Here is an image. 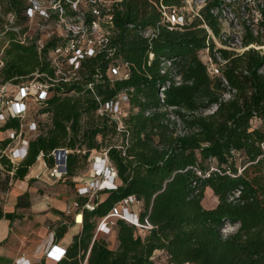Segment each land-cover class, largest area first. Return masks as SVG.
Masks as SVG:
<instances>
[{
  "label": "trees",
  "instance_id": "trees-1",
  "mask_svg": "<svg viewBox=\"0 0 264 264\" xmlns=\"http://www.w3.org/2000/svg\"><path fill=\"white\" fill-rule=\"evenodd\" d=\"M221 2H209L191 24L185 17L184 26H172L162 15L163 7L181 9L183 0L115 2L108 49L84 61L82 80L60 84L38 111L48 118L30 141L28 157L17 165L0 158V221L18 217L3 210L1 196L13 181L25 179L40 158L53 167V152L68 150L69 181L85 173L95 153H106L117 171V188L99 191L90 201L92 208L85 207L89 197L76 196V212L63 215L53 227L55 242L76 224L77 214L82 230L56 264H156L157 251L165 252L170 264H264V1L256 6L257 30L243 27L244 51L216 44L222 28L213 11ZM62 4L68 8L66 0ZM27 8L28 0H0V25L8 14L16 25L26 22ZM9 34L0 84L27 82L38 71L51 73L46 55L54 42L40 55L34 45ZM203 51L215 63L217 56L223 61L222 77L209 76ZM165 61L175 72L162 73ZM119 63L128 64L129 76L112 81L106 73ZM123 92L130 108L120 128L98 110ZM254 120L262 126H253ZM18 126L17 120L8 121L0 131ZM10 144V139L0 141V150ZM207 189L218 199L213 208L203 204ZM129 196L141 202L140 222L147 219L153 228L142 231L115 219L113 249L108 238H98L107 236L97 234L98 224ZM228 227L235 230L225 233Z\"/></svg>",
  "mask_w": 264,
  "mask_h": 264
},
{
  "label": "built area",
  "instance_id": "built-area-1",
  "mask_svg": "<svg viewBox=\"0 0 264 264\" xmlns=\"http://www.w3.org/2000/svg\"><path fill=\"white\" fill-rule=\"evenodd\" d=\"M62 1L58 0V5L47 8L44 6V0H28V8L25 12L26 22L31 25L36 21L37 29L33 32L29 25L17 35L21 44L34 45L40 55L44 54L50 43H55L49 48L46 55L51 73L38 71L27 82L0 84V128L8 121L17 120L19 122L17 128H11L4 132L8 133L11 144L6 149L0 150V158L7 157L13 165L21 163L28 157L30 141L40 134V122L48 118L46 115H40L38 111L44 107L60 84L73 85L82 80L80 71L83 62L108 49L114 29L112 6L118 0L105 2L83 0L86 2L84 5L80 3L81 0H66L69 4L67 9L63 6ZM162 15L164 21L172 26L185 25V16L178 8L163 7ZM144 35L150 37V30ZM108 51L112 52L110 49ZM217 59L218 63H215L208 56V63H205L212 79L222 77L224 63L219 56ZM162 67V73L167 69L175 72L170 61H165ZM106 75L112 81L125 80L129 76L128 64L113 65L108 69ZM177 79L179 80V78ZM224 83L227 84L225 80ZM88 89L93 91V84H89ZM161 97L163 98V95ZM225 97L228 99L231 94H226ZM97 99L99 100V98ZM129 108V97L127 92H123L115 99L104 103L98 110V114L109 115L122 128L123 119L128 117ZM14 143L16 146L12 147ZM68 155L69 151L66 149L53 152L54 166L46 165L44 172V176L48 180L52 182L66 180ZM210 162L213 161L210 160ZM0 168H2L1 165ZM212 170L215 169L212 168ZM92 172H94L95 181L85 183L77 191V196L89 197L90 200L86 204V208H92L90 201L99 191L117 188V171L106 153L94 157ZM198 174L201 175L200 172ZM11 175H13L12 172ZM140 205L141 202L136 196H129L117 203L111 212L100 220L97 234L111 235L117 218L124 219L142 231L151 230L153 227L147 219L144 224L139 220L138 208ZM78 207L77 201H74L72 208L70 207L67 213L72 214ZM79 216L82 217L81 214H77L76 223H79ZM65 253V248L53 245L47 257L59 262ZM15 264H32V262L25 257H20L15 261Z\"/></svg>",
  "mask_w": 264,
  "mask_h": 264
},
{
  "label": "crops",
  "instance_id": "crops-1",
  "mask_svg": "<svg viewBox=\"0 0 264 264\" xmlns=\"http://www.w3.org/2000/svg\"><path fill=\"white\" fill-rule=\"evenodd\" d=\"M8 137L9 135H0V141L7 140ZM15 146L16 143L12 145ZM45 168L46 163L40 158L31 167L25 179L13 181L9 190L1 196L3 210L6 213H16L18 217L13 221L6 219L0 221V264H15L20 257H25L32 264H56L47 257L51 247L58 245L66 249L72 243L73 237L82 230V224L76 223L68 229L61 241L55 242L53 227L63 215H69L67 212L70 207L72 208L78 188L89 182L86 173L73 180L58 182L48 180L50 182L45 184L43 179H40L43 182L36 180L40 178V174L44 176ZM206 194L217 201L213 203L210 199L211 205L204 206L215 207L218 199L210 189H207ZM20 197L23 198L18 207ZM75 212L76 210L72 214ZM98 238L107 239L101 235ZM112 238L115 249L116 235H111L110 240Z\"/></svg>",
  "mask_w": 264,
  "mask_h": 264
},
{
  "label": "rangeland",
  "instance_id": "rangeland-1",
  "mask_svg": "<svg viewBox=\"0 0 264 264\" xmlns=\"http://www.w3.org/2000/svg\"><path fill=\"white\" fill-rule=\"evenodd\" d=\"M103 2L107 0H102ZM109 1V0H108ZM112 1V0H110ZM214 0H183V4L181 6L180 11L184 14V16L187 18V24H191L195 22L196 19H198L200 11L209 3ZM221 7L218 10H214L213 12L215 14L219 15V20L221 23L222 28V36L221 41H216V44L218 47H221L223 43L231 45V47L235 48L238 51H244V49L241 47V37L243 35L244 26L250 27V29L256 31L257 30V24L258 20L260 19L259 11L257 10V3H260L264 0H221ZM80 3L86 4V2L83 0L80 1ZM56 5H58V0H44V6L47 8H53ZM2 26L0 25V69L4 66V51L6 47L8 46L9 41V33L14 32L16 35H18V32L21 30H24L25 27L29 26L30 24L27 22H24L22 24L16 25L15 24V18L14 16L8 14L5 15L4 21L2 22ZM32 31L34 32L37 29L36 21L30 25ZM258 49H261V47H256ZM201 59L204 61V63H208V53L206 51H203L200 53ZM261 72L264 74V67L261 69ZM73 95V94H72ZM211 111H208L206 113H210ZM253 126L260 127L262 126L261 122L258 120L253 121ZM184 129L180 122H178L177 126V133L181 134L183 133ZM0 135H7L8 133L0 131ZM102 154H94V157H99ZM237 165L241 168V161L238 158ZM93 167V160L90 166V163L85 164L84 171L86 173V177L89 179L88 183H91L92 181H95L94 172L89 171L90 168ZM84 173V174H85ZM83 174V175H84ZM43 179L45 182H43ZM39 181H42L43 183L47 184L50 181L46 177H44L42 174H40V178L36 179ZM213 203H216L215 198H211V195H206L204 200L205 206H210L211 200ZM235 230L234 227H228L224 232L230 233ZM108 240L109 247L113 248L114 246V238H111V235L106 236ZM153 261L156 264H170L168 261V257L165 252L163 251H157L153 255Z\"/></svg>",
  "mask_w": 264,
  "mask_h": 264
},
{
  "label": "bare ground",
  "instance_id": "bare-ground-1",
  "mask_svg": "<svg viewBox=\"0 0 264 264\" xmlns=\"http://www.w3.org/2000/svg\"><path fill=\"white\" fill-rule=\"evenodd\" d=\"M81 221H82V217L79 216V217H78V222L81 223Z\"/></svg>",
  "mask_w": 264,
  "mask_h": 264
}]
</instances>
